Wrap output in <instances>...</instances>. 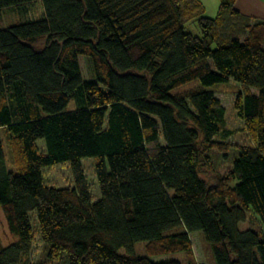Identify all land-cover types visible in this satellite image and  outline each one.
<instances>
[{
	"label": "trees",
	"instance_id": "16d2710c",
	"mask_svg": "<svg viewBox=\"0 0 264 264\" xmlns=\"http://www.w3.org/2000/svg\"><path fill=\"white\" fill-rule=\"evenodd\" d=\"M235 1L219 0L209 16L200 0H0V16L33 17L0 25V208L16 237L0 264H44L22 257L34 211L58 264H181L138 256V241L151 256L186 251L199 264L194 231L214 264H264V19ZM233 81L253 144L209 183L200 168L214 172L210 152L232 136L210 87ZM85 157L95 158L98 199ZM61 162L73 186L45 183L42 168Z\"/></svg>",
	"mask_w": 264,
	"mask_h": 264
},
{
	"label": "rangeland",
	"instance_id": "374dc122",
	"mask_svg": "<svg viewBox=\"0 0 264 264\" xmlns=\"http://www.w3.org/2000/svg\"><path fill=\"white\" fill-rule=\"evenodd\" d=\"M33 17L30 16L29 13H9L7 9L1 12L0 16V25L6 26L9 24H14L19 21L23 22L29 20ZM187 30L193 32L194 34H200L197 25L194 23L187 24ZM213 47H215L213 45ZM81 58V67L83 74L87 77V65L85 62V58L83 56ZM212 63V61H211ZM213 64V63H212ZM198 81H193L189 84L182 86L181 88L175 89L172 93H175L179 90H184L191 85H196ZM210 88L216 90L217 96L221 99L223 105L226 108L225 112V127L227 129L232 130V136H230L226 141L229 142V145L223 149L214 148L211 150V155L216 167V170L209 171L207 166L202 165L200 168V176L205 178L209 183H213L216 174H225L230 167H232L234 159L239 155L240 148L242 146H250L253 144L251 137L249 136L245 125L244 120L240 117L237 111L234 108V99L241 87L235 81L227 82L222 84H217L211 86ZM5 130H1V136L4 143V152L6 154L7 165L9 169L16 170V167L12 161V149L9 143L8 135ZM37 145L40 149L45 150V145L43 140H38ZM94 157H85L82 159V163L84 165L88 181L90 183L93 197L98 199L100 197V189L98 183L95 179L94 174ZM43 177L46 184L56 187H66L73 186L74 179L73 174L70 168L69 162H61L56 163L50 166H46L42 168ZM209 171V172H208ZM251 213L249 212L247 215V220L240 223L239 227L241 229H245L250 227L251 224ZM258 219V217H256ZM259 220V219H258ZM31 224L35 231V241L32 245V248L29 252L22 255L23 259L26 261L37 262L43 261L44 264H58L57 262H51L47 256V250L44 248V243L41 242L39 237L38 230V221L36 217V212L31 213ZM260 224V222H259ZM258 226L260 227V225ZM263 229V227L261 226ZM264 232V229H263ZM191 239L193 242V248L195 256L198 260L199 264H214V254L212 246L206 239L204 238V234L201 231L191 232ZM0 240L3 247L13 243L16 241V237L13 236L7 227L5 215L0 208ZM47 246V245H46ZM135 253L138 256H146L155 261L162 260H176L181 262V264H189L188 255L186 251H176L163 255L151 256L146 250V241H138L134 246Z\"/></svg>",
	"mask_w": 264,
	"mask_h": 264
},
{
	"label": "crops",
	"instance_id": "0c3cea01",
	"mask_svg": "<svg viewBox=\"0 0 264 264\" xmlns=\"http://www.w3.org/2000/svg\"><path fill=\"white\" fill-rule=\"evenodd\" d=\"M200 1L204 4L207 15L215 16L217 14L219 9V0ZM234 6L244 15L257 19H264V0H236Z\"/></svg>",
	"mask_w": 264,
	"mask_h": 264
},
{
	"label": "water",
	"instance_id": "95a60500",
	"mask_svg": "<svg viewBox=\"0 0 264 264\" xmlns=\"http://www.w3.org/2000/svg\"><path fill=\"white\" fill-rule=\"evenodd\" d=\"M3 248L2 244H1V240H0V249Z\"/></svg>",
	"mask_w": 264,
	"mask_h": 264
}]
</instances>
